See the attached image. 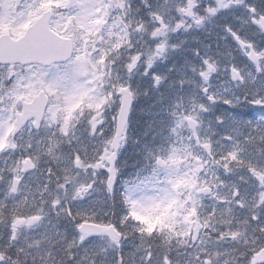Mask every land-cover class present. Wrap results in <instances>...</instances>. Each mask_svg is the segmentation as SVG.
Masks as SVG:
<instances>
[{"label": "snow or ice", "instance_id": "1", "mask_svg": "<svg viewBox=\"0 0 264 264\" xmlns=\"http://www.w3.org/2000/svg\"><path fill=\"white\" fill-rule=\"evenodd\" d=\"M0 264H264V0H0Z\"/></svg>", "mask_w": 264, "mask_h": 264}]
</instances>
